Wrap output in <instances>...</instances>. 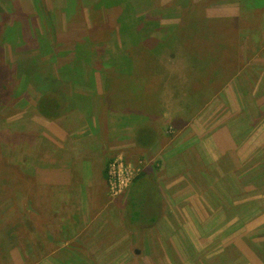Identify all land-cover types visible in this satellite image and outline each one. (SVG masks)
Segmentation results:
<instances>
[{"label":"rangeland","instance_id":"374dc122","mask_svg":"<svg viewBox=\"0 0 264 264\" xmlns=\"http://www.w3.org/2000/svg\"><path fill=\"white\" fill-rule=\"evenodd\" d=\"M102 1L0 0V264H264V0ZM77 48L83 79L54 66L40 116L23 62L48 75ZM88 149L111 160L106 186L79 185L89 224L63 233L57 191L87 177ZM43 169L62 171L52 199ZM138 171L151 215L134 234L119 210Z\"/></svg>","mask_w":264,"mask_h":264},{"label":"trees","instance_id":"16d2710c","mask_svg":"<svg viewBox=\"0 0 264 264\" xmlns=\"http://www.w3.org/2000/svg\"><path fill=\"white\" fill-rule=\"evenodd\" d=\"M116 1L117 0H111V2H110L109 0H103L101 3L96 4V6H94V10L97 11L98 13L103 12L106 14V11H108L109 8L115 7L119 4V3H116ZM121 1H123V0H119V2H121ZM109 3H111V7L108 8L107 6ZM42 7L44 8V5H42ZM215 21H217V20L213 21L214 24H215ZM223 21H227V20H223ZM206 27H207L206 19L204 18V31H205ZM121 28H124V27H121V25H119V30ZM123 30L126 31L125 29H123ZM43 39H44V37H43ZM47 47H49V46L48 45H46L44 47L42 46L43 49L41 50V52L43 54L45 53V50ZM67 54L70 57L74 55V60L72 58L71 60L62 61L61 63H59V61H60V59H58L59 57L58 56L56 57V55H54V57L51 61L52 62L51 67L48 70L49 71L48 75L45 74V71H46L45 66H40L41 62L39 60H36L33 63H25V62L21 61L24 63L22 68H25V70H26L25 72L28 74L29 85L34 88V91L36 93L38 92V94H39L38 97L36 98L37 100L35 101V104H34L32 109H34V111H36L37 114H39L42 117L50 118V117L46 116L47 113L45 110L46 109H56L57 105H56V102L52 100V97L55 96V94L62 95L61 93L55 92L57 89H61L63 87L64 82H61L62 79L59 80L58 74L57 75L55 74L54 66H57L58 64H60L59 68H58V72L62 76L63 75L65 76V74L69 75V78L71 81L77 80L80 78L83 79L84 75H82V73H81V71L84 73L83 68H81L82 67L81 60H83L81 58L83 56L81 48L76 49V55H77V58H79V60H77V61L75 60L74 50H71ZM31 66H33L32 69H31ZM40 67H43V69H40ZM34 69L36 70L35 72H34ZM47 69H48V67H47ZM78 71H79L80 77L74 76L73 74L75 72H78ZM62 78H64V77H62ZM75 78H77V79H75ZM74 82L76 83V81H74ZM45 84H47V86ZM48 88H51V89L48 90ZM61 98H62V101H61L60 106L62 107L63 104L65 103V98H63V97H61ZM62 113L64 114L63 107H62ZM138 142L140 145H145L141 139H139ZM110 163H111V160H109L106 163V167H105V171H104L105 176L108 174ZM145 177H146V173L144 171H141L140 173H138L135 176V178L133 179V181L129 187L130 189H128V190L132 191V195L130 193V197H129L130 200H129L128 205H127V212H126V216H125V218L128 220L127 221L128 225L133 224L136 226V224H138V226H141V224L147 223L149 221V218L151 215L147 211V208L150 205V202L148 201L149 198L142 199L140 196L134 197L135 195H139L141 193L142 189L140 187H138L137 184L140 181H143ZM150 180H151V185L153 184L154 186H156L159 189V185L156 182H154L151 178H150ZM132 197L134 199L131 200ZM158 202H160V206L158 208L163 209V202H162L161 197L159 198ZM153 206H154V203H153Z\"/></svg>","mask_w":264,"mask_h":264},{"label":"crops","instance_id":"0c3cea01","mask_svg":"<svg viewBox=\"0 0 264 264\" xmlns=\"http://www.w3.org/2000/svg\"><path fill=\"white\" fill-rule=\"evenodd\" d=\"M137 143H138L139 146L143 147V145H140L138 141H137ZM152 143L153 142H151L150 144H152ZM133 146H136V145L133 144ZM95 148L97 150H99L98 146L95 147ZM89 153H90L91 156L89 155ZM81 155H83V157H85V159L88 160L87 163L85 164L86 165V169H87V177L85 178V176H84V181L86 183H90V185H87V184L84 185V183H83L84 181L83 180L79 184L80 180L82 179L81 176H83L84 172H82V175H80V172L77 169H75L72 174H71L72 169L66 172V174L69 177V180H70L71 183L70 182H66V183L70 184L69 186L64 187V189H66L67 192L65 190L61 189V188L58 189V191H57V200L59 201L60 206H62L64 208V211H69L73 215V218L69 219V218H65L63 216V220L62 221L61 220L57 221V226L59 227V230H61L63 233L65 231H69L70 229L72 231H74V230L78 231L82 227H84L86 225V223L89 224L88 222H86V219L84 218V214L82 216V212H81V223L82 224H80V222H79V217L80 216L77 215V214H79V209H78V205L74 201V196L77 195L78 190H80V188L82 186L86 190H89V189L91 190L93 188L92 184L94 185V183L97 182L96 180H98V181L101 180V181H99L97 183L98 186H99V190L97 192V195H98L101 190L103 191L104 185L106 186V183H105L106 176H105V173H104L106 165H104V167H102V168H100V167H101V164L107 163L109 160H106L104 162L102 160L103 158H99L97 153H95L92 149L91 150L88 149V151L83 150L81 152ZM81 166H82V164L79 165V168H82ZM98 168L101 170V172H99ZM48 172H54L55 176L53 175V173H48ZM59 173L62 174V171L60 169H57L56 171L43 169L41 171V175L44 177V181H41L42 182V188L41 189H45L46 188L43 192H45V191L47 192L50 189H52L49 192V194L46 196V199H48L49 196L52 199V196H53L52 181H55V178L57 177V174H59ZM95 173L98 175V177H96ZM70 175H72V178H71ZM72 179L74 180V182H73ZM27 184L28 185H36L35 178H34V180H33V182L31 184H29V183H27ZM39 184H40V182H39ZM79 185H81V187H79ZM93 191L96 194L95 190H93ZM127 192H129V195L128 196H124L123 200L120 201L121 202V206H120V210H119L120 211L119 215L121 217V223L124 225V228L128 229L129 232H134V234H139L141 232H144L145 230H143V228L141 226H138V224H136V226L133 225V224H129L128 225L127 224L128 220L125 218L126 212H127V205H128L129 200H130V198H129L130 197V193L132 195V191L128 190ZM31 193L27 192L26 196H29ZM67 194H71V196L68 198ZM102 195H103V193L101 194V198H102ZM101 212H102V210H100V214H101Z\"/></svg>","mask_w":264,"mask_h":264},{"label":"built area","instance_id":"2783aa9c","mask_svg":"<svg viewBox=\"0 0 264 264\" xmlns=\"http://www.w3.org/2000/svg\"><path fill=\"white\" fill-rule=\"evenodd\" d=\"M110 164H111V163H110ZM109 170H110V165H109ZM109 170H108V173H109ZM113 170H114V167H113ZM140 172H141V171H138V172L132 177V179L129 181L128 189H129V187H130V185H131L133 179L135 178V176H136L138 173H140Z\"/></svg>","mask_w":264,"mask_h":264}]
</instances>
